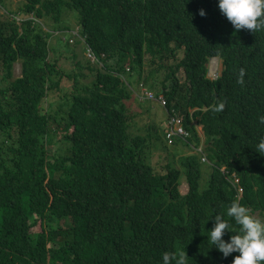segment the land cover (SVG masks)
Listing matches in <instances>:
<instances>
[{
    "label": "trees",
    "instance_id": "16d2710c",
    "mask_svg": "<svg viewBox=\"0 0 264 264\" xmlns=\"http://www.w3.org/2000/svg\"><path fill=\"white\" fill-rule=\"evenodd\" d=\"M0 7V264H163L181 252L187 264H232L238 253L224 258L207 236L216 215L231 225L226 241L239 232L227 216L233 201L264 220V155L255 150L264 138V28L237 31L218 0ZM211 57L222 64L214 79ZM141 87L144 125L126 102ZM54 92L61 105L51 110ZM155 103L183 115L197 146L196 119L210 163L170 154L163 173L155 169L152 145L169 148L152 124Z\"/></svg>",
    "mask_w": 264,
    "mask_h": 264
},
{
    "label": "clouds",
    "instance_id": "9594fccd",
    "mask_svg": "<svg viewBox=\"0 0 264 264\" xmlns=\"http://www.w3.org/2000/svg\"><path fill=\"white\" fill-rule=\"evenodd\" d=\"M218 8L222 15L227 18L237 31L241 29L256 31L264 28V0H218ZM199 15L202 17L205 16L206 11L200 9ZM207 68V76L211 79L220 75L222 69V67L219 69L217 66L210 71L209 67ZM242 76L243 70H241V77ZM239 82L242 83L243 80L241 79ZM159 106L161 107V105ZM224 107L225 104L221 102L216 110L222 111ZM181 116L178 115L176 111L171 114H166L163 123V137L166 143L176 146L177 144L174 143L175 141L185 142L188 144L187 146H189L188 154H198L202 161L210 163L203 150L204 135L202 138L197 130L201 141L196 146L193 141L192 132L184 126V121ZM196 122V119H193V123L197 129L199 124H196ZM261 122L264 123V120ZM171 129L172 136L169 138L167 133ZM201 131L203 133L202 127ZM255 150L264 155V138H261ZM184 154H186V152H184ZM221 169L223 170L224 167ZM228 179L238 188L237 197L239 198L243 189L239 185L238 177L235 176V173H232ZM227 216L232 218L235 223L239 225V232L237 234H232L226 241L223 237L226 231L231 232V225L222 215H216L214 218V226L209 230V235L207 236L209 243L214 245L213 248H216L222 253L224 258H228L233 253H238V255L233 258L232 264H264V220L251 214L249 210L238 201H233L231 203V206L227 210ZM162 260L163 264H187L188 256L183 252L178 255L175 253H165Z\"/></svg>",
    "mask_w": 264,
    "mask_h": 264
},
{
    "label": "rangeland",
    "instance_id": "374dc122",
    "mask_svg": "<svg viewBox=\"0 0 264 264\" xmlns=\"http://www.w3.org/2000/svg\"><path fill=\"white\" fill-rule=\"evenodd\" d=\"M4 4L6 5V8L11 10V11L16 10V11L20 12L21 6L23 5V0H4ZM1 13H5V10L2 7H0V14ZM19 15H21V14H19ZM17 17H20V16H17ZM62 19H64V21L69 23L70 25H73V26L75 25L76 19H75L74 15L67 13V11L63 12ZM56 25H58V24L55 22H50L48 20L46 21V24H44L46 29L53 31L54 33L60 34L61 32H59V30L55 31L56 28H54V26H56ZM56 42H57L56 36L52 35L51 36V43L56 44ZM60 49L64 50L65 48L63 45H61ZM64 54L71 56L72 52H71V50L66 49L64 51ZM75 59H83L84 60L82 54L77 56ZM61 62H62V66L65 68H68V69H76L77 68V65L75 64L76 61L74 59H72L71 57H62ZM206 63H207L206 65H207V67H209L210 71H211V69H213L217 66L219 67V69L222 67L221 59L216 58V57H211ZM13 75H14V77L20 75V62L19 61L14 63ZM69 85H70L69 80H67V79L62 80V86L68 87ZM144 91H145V88L141 87L140 91L134 92V93H136V96L134 94H132L133 100L132 99L126 100L127 104L128 105L130 104L131 107L133 108L134 112L136 113L134 121L136 123H138L139 125L147 124L149 121V120L147 121L146 112L144 110V104H143L144 102L141 101V99H143V96L145 95ZM56 95H57L56 92L51 93L49 95L48 101L49 100L52 101L51 110L56 109L61 105L60 101H58V100L56 101V99L54 98ZM162 102L164 103V100ZM151 108L153 111L155 110V112H154L155 117L153 118L155 121H153V119L151 118L152 124L157 127L155 129L160 130V125H161V127H163V123L165 121L167 113L162 107H160L156 103ZM197 130L199 131L200 136L203 138L201 126L198 125ZM158 140L160 141V139H158ZM174 147H175V154L178 153L177 155L174 154ZM152 149H154V152L152 153V155H153V163H154L155 169L157 171L163 173V169H164L166 161L168 159L173 158L171 155H175L176 156L175 159H177V156L184 154V152H186V153L188 152L189 146L184 144L182 141H177L176 146L175 145H169L168 149H164L160 146H156L155 144L152 145ZM203 167L205 169H210L209 166H207V165H204ZM207 178H208V175H206V177L204 179L207 180ZM201 182H202V180H201ZM179 189L182 193H185L187 190L186 179L184 176L181 179Z\"/></svg>",
    "mask_w": 264,
    "mask_h": 264
},
{
    "label": "built area",
    "instance_id": "2783aa9c",
    "mask_svg": "<svg viewBox=\"0 0 264 264\" xmlns=\"http://www.w3.org/2000/svg\"><path fill=\"white\" fill-rule=\"evenodd\" d=\"M147 95L151 97V92H147ZM167 136L171 138L172 136V129L167 133Z\"/></svg>",
    "mask_w": 264,
    "mask_h": 264
}]
</instances>
